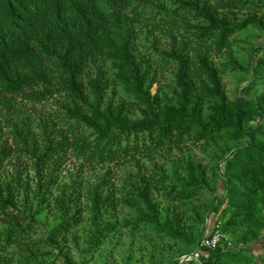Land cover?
Listing matches in <instances>:
<instances>
[{
  "label": "trees",
  "instance_id": "1",
  "mask_svg": "<svg viewBox=\"0 0 264 264\" xmlns=\"http://www.w3.org/2000/svg\"><path fill=\"white\" fill-rule=\"evenodd\" d=\"M245 4L0 0V128L12 123L35 172L30 180L23 169L7 171L11 151L0 142V264H55L60 258L75 264L65 241L80 222L77 179L69 191L58 183L59 169L72 157L94 165L136 160L139 166L120 200L131 208L122 220L112 208L120 198L106 174L99 176L82 251L97 249L124 227L148 228L188 254L209 230L212 215L224 237L201 257L202 264L249 258L246 250L264 238V106L242 94L231 99L221 76L249 70L252 85L264 83L263 42L250 46L248 67L232 55L237 32L249 26L264 31V0L249 2L261 14L239 18ZM144 28L170 38L168 50L157 44L152 49L158 65L174 67L169 88L139 51ZM224 52L230 58L220 68L212 56ZM47 99L56 100L58 118L44 123L19 106ZM190 141L204 146L206 163L190 153L167 158L160 168L140 163ZM56 186L61 190L51 197ZM51 204L60 219L43 230L39 216ZM41 244L50 249L40 250ZM16 246L17 256L9 251Z\"/></svg>",
  "mask_w": 264,
  "mask_h": 264
},
{
  "label": "rangeland",
  "instance_id": "2",
  "mask_svg": "<svg viewBox=\"0 0 264 264\" xmlns=\"http://www.w3.org/2000/svg\"><path fill=\"white\" fill-rule=\"evenodd\" d=\"M245 2V6L238 11V17L244 18L252 14H261L262 10L250 6L251 0H241ZM259 16V15H258ZM149 30L144 28V31H140L137 45L139 51L150 60L155 66L158 72L159 83L165 87H170L172 81V72L174 67L172 64L158 65L157 58L152 53V49L157 44L160 51L168 50L170 47V38L165 34L156 33L151 34ZM234 42L232 44V55L236 58L244 67H248L250 58V46L253 43H264V31L257 29L254 26H249L242 31L237 32L233 36ZM230 58L229 52H224L220 55H213L212 59L215 64L220 68H226L225 61ZM223 83L231 99H234L237 95L242 94L247 97L259 98L264 106V83L252 85L253 76L249 70H227L221 72ZM155 84L152 91L157 90ZM250 85V87H249ZM21 101V100H20ZM20 103V102H19ZM56 104L55 99H47L41 103H32L27 100H23L19 105L25 112L31 114V118L39 123H44L46 119H56L58 115L55 114ZM11 123V122H10ZM3 123L0 128V142L7 145L11 154L6 160L5 169L9 172L17 168L23 169V177L29 176L30 180L35 178V172L33 168V159L24 152L19 150V142L17 137L12 132L11 124ZM40 127H35L38 133H41ZM42 143L43 139H40ZM192 141L179 147L172 148L168 151H163L159 156L149 159H141L140 163L145 164L150 169L160 168L167 165V158H178L181 154L190 153L196 155V157L206 163L209 160L208 155L204 151L202 144H192ZM42 145V144H41ZM138 162L132 160L131 162L123 163H105L101 165L88 164L83 162L77 157L68 158L62 165L58 172V183L67 186V190L71 189L70 183L72 180L77 179V192L79 195L77 202L74 204L76 208L79 206L80 222L72 228V233L65 241L66 250L69 251L72 260L75 264H175V261H180L182 253L185 251V247L182 245H175L174 242H167L159 236L149 232L148 228L143 230H132L124 227H120L115 235H110L105 242L93 251H82V247L85 246L86 239L91 231V190L96 184L99 176L106 174L108 182L112 186V189L119 201L123 197V193L129 189V183L132 178L135 177L138 170ZM219 193H223L222 186ZM61 190V189H60ZM59 188L54 187L51 197L54 194L60 192ZM114 215L122 220L125 215L131 213L130 205L128 202L120 201L119 204H115L113 207ZM41 229L47 230L60 219L59 211L54 204H51L50 208L45 209L39 216ZM211 219V226L214 224V218ZM213 223V224H212ZM3 224L0 222V227ZM210 226V227H211ZM209 227V229H211ZM38 234H34L37 237ZM261 247L264 251V238L259 242L253 244L250 248ZM40 250H48L49 246L40 245ZM255 247V248H256ZM16 256L20 252L18 246L10 248ZM257 251V250H255ZM175 253L177 256L175 258ZM246 254L251 257L254 256L252 250L247 249ZM262 255H260L261 257ZM255 257V256H254ZM260 261L264 259L259 258ZM198 262L192 260L185 264H192ZM255 262V261H254ZM251 262L250 264H254ZM55 264H65L63 259H58ZM263 264V263H262Z\"/></svg>",
  "mask_w": 264,
  "mask_h": 264
},
{
  "label": "built area",
  "instance_id": "3",
  "mask_svg": "<svg viewBox=\"0 0 264 264\" xmlns=\"http://www.w3.org/2000/svg\"><path fill=\"white\" fill-rule=\"evenodd\" d=\"M223 237L224 235L220 230V224L214 223L212 228L207 230L205 235L199 240L197 247L191 253L182 255L181 264L188 263L192 260H196L198 263L202 264L201 257L203 255H208L206 252L207 250L217 248L223 240Z\"/></svg>",
  "mask_w": 264,
  "mask_h": 264
},
{
  "label": "crops",
  "instance_id": "4",
  "mask_svg": "<svg viewBox=\"0 0 264 264\" xmlns=\"http://www.w3.org/2000/svg\"><path fill=\"white\" fill-rule=\"evenodd\" d=\"M255 247L250 248V250H252L255 257L254 256L249 257L247 260L243 259L242 262H240L239 264H250L251 262H254V261H255L254 264H262V263L264 264V261H260V259H259V258H261L260 255H264L263 249L261 247H256V248ZM255 250H257V251H255ZM245 254H246V252H245ZM192 264H196V262H193Z\"/></svg>",
  "mask_w": 264,
  "mask_h": 264
}]
</instances>
